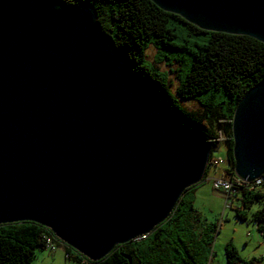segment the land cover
<instances>
[{
  "label": "water",
  "instance_id": "water-1",
  "mask_svg": "<svg viewBox=\"0 0 264 264\" xmlns=\"http://www.w3.org/2000/svg\"><path fill=\"white\" fill-rule=\"evenodd\" d=\"M209 32L264 43V0H150ZM91 4L0 0V226L34 223L90 262L150 234L204 176L177 123ZM233 172L264 175V79L235 106Z\"/></svg>",
  "mask_w": 264,
  "mask_h": 264
},
{
  "label": "trees",
  "instance_id": "trees-1",
  "mask_svg": "<svg viewBox=\"0 0 264 264\" xmlns=\"http://www.w3.org/2000/svg\"><path fill=\"white\" fill-rule=\"evenodd\" d=\"M62 1L66 5H93L100 30L127 53L135 79L150 87L164 111L177 123L206 142L209 155L202 179L214 162L211 152L219 143L225 147V174L231 178L235 176L231 119L244 93L264 79V43L248 36L200 30L178 15L157 8L150 0ZM173 22L184 25L191 34H208V40L195 45L188 69L183 76L176 75L177 86L172 91L166 73L160 71L154 61L146 60V49L149 45L159 44L176 47ZM205 92L209 97L196 110L181 105V101L194 100ZM259 180L262 181L258 188L249 190L237 186L231 192L244 208L258 206L251 215L254 226L264 223V175ZM194 190L189 187L169 218L150 234L114 247L103 260L87 261L88 264H204L200 258L209 249L211 236L197 225L191 196ZM236 217L243 220L247 215L237 209ZM256 230L264 241L262 228L257 226ZM50 234L43 226L28 222L0 226V264H30L35 251L44 250L45 238ZM60 244L64 254L68 253L66 259L83 264L81 261L85 257ZM226 253L228 256L233 254L228 248Z\"/></svg>",
  "mask_w": 264,
  "mask_h": 264
},
{
  "label": "rangeland",
  "instance_id": "rangeland-1",
  "mask_svg": "<svg viewBox=\"0 0 264 264\" xmlns=\"http://www.w3.org/2000/svg\"><path fill=\"white\" fill-rule=\"evenodd\" d=\"M175 28L174 43L176 47H168L164 44L149 45L146 49L147 61L152 63L166 73L167 79L172 83V91L177 86L176 75L183 76L191 60L192 50L195 45L204 44L208 40V34H191L189 29L179 22H173ZM209 97V93H202L194 100L181 101V105L196 110L199 104ZM223 144H217L211 152V157L219 163L216 166H209L207 176L204 177L192 193L193 208L197 215V225L203 232L211 236V244L200 260L204 264H264V241L254 226L252 213L258 208L257 205L244 208L237 201L233 194L227 199L222 191L214 189L211 179L215 177L229 178L225 174L227 168L226 154ZM237 209L240 213L247 215L246 219L236 217ZM232 250L233 254L228 256L226 249ZM58 255L62 256L64 264H75L70 259L64 258L63 247L56 248ZM52 254L45 250L37 249L35 257L30 264H51ZM58 264H63V263ZM53 264H57L53 263Z\"/></svg>",
  "mask_w": 264,
  "mask_h": 264
},
{
  "label": "built area",
  "instance_id": "built-area-1",
  "mask_svg": "<svg viewBox=\"0 0 264 264\" xmlns=\"http://www.w3.org/2000/svg\"><path fill=\"white\" fill-rule=\"evenodd\" d=\"M219 163L218 161H214L211 165L216 166ZM262 180H257L255 179L252 182H246V181H241L237 179L236 176H233L232 178H219L215 177L211 179L212 186L214 189H217L219 191H222V193L225 194L226 198L228 199V195L233 192V188H236L237 186H244L247 187L249 190L250 188H258L261 184ZM257 226H260L262 228L261 234L264 235V223L259 222L257 225H255V228ZM47 238H55V240L59 241L52 233L45 238V245H44V250L47 251L48 253H54L56 250L53 249L51 246H47ZM61 242V241H60ZM68 247V245L65 244L64 248ZM70 248V247H69ZM71 249V248H70ZM64 252V251H63ZM68 253L64 254V257L67 258ZM83 260L81 261L83 264H88L86 258H82ZM261 259H264V255L261 256Z\"/></svg>",
  "mask_w": 264,
  "mask_h": 264
},
{
  "label": "bare ground",
  "instance_id": "bare-ground-1",
  "mask_svg": "<svg viewBox=\"0 0 264 264\" xmlns=\"http://www.w3.org/2000/svg\"><path fill=\"white\" fill-rule=\"evenodd\" d=\"M257 180H259V178ZM60 243L62 242L55 240V238H47V246H51L55 250L58 246L61 245Z\"/></svg>",
  "mask_w": 264,
  "mask_h": 264
},
{
  "label": "crops",
  "instance_id": "crops-1",
  "mask_svg": "<svg viewBox=\"0 0 264 264\" xmlns=\"http://www.w3.org/2000/svg\"><path fill=\"white\" fill-rule=\"evenodd\" d=\"M50 254H52V257H51V260H50L51 261V264L56 263V262L58 264V263H61L62 262V256L61 255H58L57 250L54 253H50ZM62 263L64 264V262H62Z\"/></svg>",
  "mask_w": 264,
  "mask_h": 264
}]
</instances>
